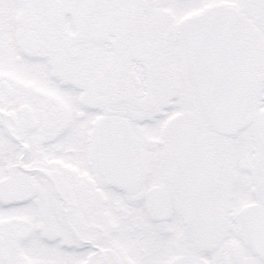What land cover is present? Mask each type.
Returning <instances> with one entry per match:
<instances>
[{"label":"snow or ice","instance_id":"6c2138e0","mask_svg":"<svg viewBox=\"0 0 264 264\" xmlns=\"http://www.w3.org/2000/svg\"><path fill=\"white\" fill-rule=\"evenodd\" d=\"M0 264H264V0H0Z\"/></svg>","mask_w":264,"mask_h":264}]
</instances>
